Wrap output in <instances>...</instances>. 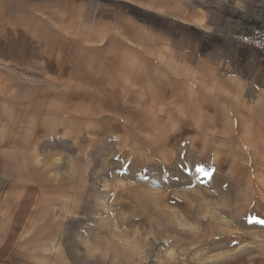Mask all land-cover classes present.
I'll use <instances>...</instances> for the list:
<instances>
[{"label": "crops", "instance_id": "obj_1", "mask_svg": "<svg viewBox=\"0 0 264 264\" xmlns=\"http://www.w3.org/2000/svg\"><path fill=\"white\" fill-rule=\"evenodd\" d=\"M263 21L264 0H0V120H20L18 105L48 103L63 107L49 119L86 121L87 106L113 112L109 104L130 103L144 83L151 87L144 105L159 101L165 118L169 105L180 113L188 104L183 120L194 126L193 137L215 135L214 124L218 134L228 122L245 136L252 122L255 145L246 142L250 133L245 144L264 162V52L235 37ZM30 77L34 82L23 80ZM205 118L211 122L198 131ZM18 132L0 127V142L20 148L11 138ZM66 135L57 127L52 141ZM63 149L44 160L28 149L22 158L30 179H12L0 190V264H72L63 242L36 248L23 236L31 232L30 212L69 200L70 160L80 154ZM18 212L22 218L14 220Z\"/></svg>", "mask_w": 264, "mask_h": 264}, {"label": "rangeland", "instance_id": "obj_2", "mask_svg": "<svg viewBox=\"0 0 264 264\" xmlns=\"http://www.w3.org/2000/svg\"><path fill=\"white\" fill-rule=\"evenodd\" d=\"M150 88L142 83L130 103L109 104L113 112L87 106L88 120L99 127L49 119L60 106L48 103L18 105L20 120H0V127L19 130L11 138L20 145L0 142V190L12 179H30L22 158L28 149L42 160L56 149L80 154L70 160L69 200L29 213L31 232L23 234L32 238L29 246L54 238L72 264H264V224L257 222L264 220V162L243 142L247 136H221L232 122L221 125L220 135L210 125L211 143L193 137L194 126L183 120L188 104L180 113L169 105L165 118L159 101L144 105ZM38 111L40 119H31ZM57 127L67 141H52Z\"/></svg>", "mask_w": 264, "mask_h": 264}, {"label": "built area", "instance_id": "obj_3", "mask_svg": "<svg viewBox=\"0 0 264 264\" xmlns=\"http://www.w3.org/2000/svg\"><path fill=\"white\" fill-rule=\"evenodd\" d=\"M235 37L239 42L264 52V21L260 26L250 27L246 31L235 35Z\"/></svg>", "mask_w": 264, "mask_h": 264}, {"label": "bare ground", "instance_id": "obj_4", "mask_svg": "<svg viewBox=\"0 0 264 264\" xmlns=\"http://www.w3.org/2000/svg\"><path fill=\"white\" fill-rule=\"evenodd\" d=\"M261 25V24H260ZM152 91H153V89L151 90V93H152ZM154 94H155V92H154ZM152 95V94H151ZM153 98H156L157 99V97H153ZM152 98V99H153ZM152 103H153V101H152ZM151 103V105H153ZM151 107V106H150ZM149 107V108H150ZM101 111H104V112H109L110 111V109H108L107 107H105V109H100ZM145 110V109H144ZM143 110V111H144ZM196 112V111H195ZM193 117V116H192ZM195 118V117H194ZM197 119V118H196ZM171 120V119H170ZM192 120H194V119H192ZM190 121V120H189ZM168 123V122H167ZM241 123H243V125L246 123V122H241ZM253 123L252 122H247L246 124H245V132H244V134H246L245 136H247L249 133H250V136H249V138L248 139H246V142H247V144L249 145V146H253V145H255V139H254V136H253V134H252V130H251V125H252ZM87 125H89V126H92V127H99V125H98V123L96 122V123H93V122H91V121H88L87 122ZM198 125V124H197ZM235 127L233 126V128H232V130H231V132H229L230 133V135L231 136H236L237 134H233L234 133V129ZM215 133H216V131H214ZM229 133H224V134H221V135H227V136H230V135H228ZM213 134V133H212ZM204 135V138H203V141H204V143H211V140H212V136H210L209 135V137H207L206 136V134L204 133L203 134ZM217 135H220V134H217ZM242 135H243V133H242ZM151 137V136H150ZM243 142L245 143V140H243ZM130 147H131V145H130ZM254 156L256 157V153H255V151H254ZM37 226H39V225H37ZM36 226V227H37ZM29 231V230H28ZM38 239V238H37ZM53 244H54V242L52 243V246H53ZM55 247H58V245H54V248Z\"/></svg>", "mask_w": 264, "mask_h": 264}, {"label": "snow or ice", "instance_id": "obj_5", "mask_svg": "<svg viewBox=\"0 0 264 264\" xmlns=\"http://www.w3.org/2000/svg\"><path fill=\"white\" fill-rule=\"evenodd\" d=\"M255 219V218H254ZM258 223L264 224V220L257 221Z\"/></svg>", "mask_w": 264, "mask_h": 264}]
</instances>
